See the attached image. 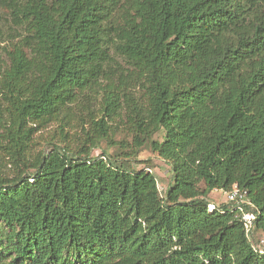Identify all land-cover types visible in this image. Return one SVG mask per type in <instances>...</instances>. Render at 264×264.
<instances>
[{
    "label": "trees",
    "instance_id": "1",
    "mask_svg": "<svg viewBox=\"0 0 264 264\" xmlns=\"http://www.w3.org/2000/svg\"><path fill=\"white\" fill-rule=\"evenodd\" d=\"M0 8V264H264V0ZM52 122L76 144L35 151ZM102 141L167 160L165 196ZM235 185L243 211L209 210Z\"/></svg>",
    "mask_w": 264,
    "mask_h": 264
},
{
    "label": "rangeland",
    "instance_id": "2",
    "mask_svg": "<svg viewBox=\"0 0 264 264\" xmlns=\"http://www.w3.org/2000/svg\"><path fill=\"white\" fill-rule=\"evenodd\" d=\"M4 13L7 14V12L3 8H0V14L3 15ZM59 125V122H52L46 128H43L42 130L37 132L34 144L35 151L39 149L48 150L55 143H58L63 146L68 145L69 147L76 144L77 139L74 133H76V131H78L79 129H69L68 138H64L61 135V128L59 127ZM153 137L154 139L160 141L163 140L164 131L157 132L156 134H154ZM125 138L130 140V137H127V135L123 131H119L115 135L116 140H121ZM103 151H107L108 154L117 159L118 164L124 165L129 169H145L147 171L152 172L156 176L158 188L162 197L165 196L168 186L173 183L174 176L170 164L167 160L159 156L157 152L152 151L150 147L143 148L139 152L137 157H126L122 154L126 152H122L118 145L108 147L107 142L102 141L100 147L93 149L92 155H100ZM201 188H204L203 183L201 184ZM207 197L210 202V205L208 206L209 210H211V204H214L215 207H221L224 205L231 206V204L233 203L228 200L227 194L223 190L215 189L211 191ZM250 238L252 243L257 245L261 242V240H264V232L261 230L254 229L253 232L250 234Z\"/></svg>",
    "mask_w": 264,
    "mask_h": 264
},
{
    "label": "built area",
    "instance_id": "3",
    "mask_svg": "<svg viewBox=\"0 0 264 264\" xmlns=\"http://www.w3.org/2000/svg\"><path fill=\"white\" fill-rule=\"evenodd\" d=\"M228 200L236 203L237 207L244 210L242 205L247 204V193L245 191H242L237 185H235L232 190L226 192ZM242 219L244 222V227L247 231V233L250 235L254 230V222L256 219V214L253 212H245L243 211ZM257 248L259 249V252L264 253V240H261V242L257 245Z\"/></svg>",
    "mask_w": 264,
    "mask_h": 264
}]
</instances>
